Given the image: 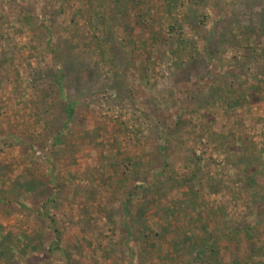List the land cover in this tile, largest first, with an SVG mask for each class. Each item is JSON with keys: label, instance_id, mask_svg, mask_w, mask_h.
<instances>
[{"label": "rangeland", "instance_id": "rangeland-1", "mask_svg": "<svg viewBox=\"0 0 264 264\" xmlns=\"http://www.w3.org/2000/svg\"><path fill=\"white\" fill-rule=\"evenodd\" d=\"M0 264H264V0H0Z\"/></svg>", "mask_w": 264, "mask_h": 264}]
</instances>
